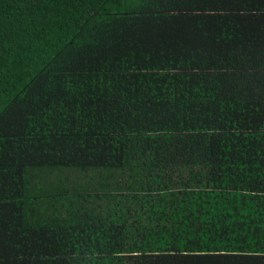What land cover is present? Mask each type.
Masks as SVG:
<instances>
[{"label": "trees", "instance_id": "obj_1", "mask_svg": "<svg viewBox=\"0 0 264 264\" xmlns=\"http://www.w3.org/2000/svg\"><path fill=\"white\" fill-rule=\"evenodd\" d=\"M0 264H264V0H0Z\"/></svg>", "mask_w": 264, "mask_h": 264}]
</instances>
